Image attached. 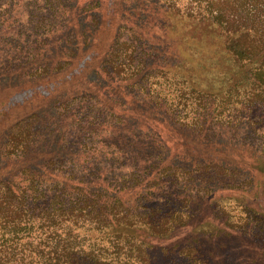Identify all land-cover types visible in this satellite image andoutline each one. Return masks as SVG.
<instances>
[{"label": "rangeland", "instance_id": "obj_1", "mask_svg": "<svg viewBox=\"0 0 264 264\" xmlns=\"http://www.w3.org/2000/svg\"><path fill=\"white\" fill-rule=\"evenodd\" d=\"M206 3L0 0V115L6 112L0 119V211L24 210L32 218L28 237L18 243L0 238V250L10 245L7 264H44L49 255L59 256L55 245L66 237L59 226L69 225L61 224V205L75 209L74 244L98 251L107 247L104 254L121 264L127 257L115 253L110 226L109 237L96 238L94 226L108 224L105 213L141 227L187 222L177 230H189L175 237L194 235L201 240L191 243L202 245L206 235L197 225L216 212L221 220L212 229L224 230L223 222H230L247 233L226 228L232 236L221 239L229 244L222 262L263 263L258 245L264 247V155L257 150H264V113L230 106L220 90L198 91L177 70L183 64L201 71L206 64L208 54L185 42L189 18L211 15ZM103 11L115 19L111 28L100 24ZM93 33L102 41L105 57L88 60L79 73L80 57L88 48H80L83 35ZM49 77L60 80L53 96L37 93L5 109L15 91ZM217 80L208 74L211 86ZM165 125L186 140L173 144ZM207 144L217 147L220 156H199L196 149ZM32 179V195L26 201L27 194H20L14 203L13 194L6 192L12 183L31 186ZM48 229L59 237L47 235ZM122 235L119 243L128 247V231ZM164 249L146 262L191 264L182 249Z\"/></svg>", "mask_w": 264, "mask_h": 264}, {"label": "trees", "instance_id": "obj_2", "mask_svg": "<svg viewBox=\"0 0 264 264\" xmlns=\"http://www.w3.org/2000/svg\"><path fill=\"white\" fill-rule=\"evenodd\" d=\"M108 4L114 3V0H105ZM205 9L208 8L211 15L209 17L204 16L203 18H189V28L190 31L185 37V42L190 46L199 47L207 53L205 63L201 71H196L194 69H189L185 65H180L178 72L182 73L187 79L194 83L193 87L198 91H216L220 90L222 92L223 101H227L230 106H233L234 103L242 106V109L246 112L250 111H259V113H264V0H206ZM108 6V5H107ZM108 10V9H106ZM103 19H101L100 24H106L111 28L114 25L115 19L112 17L110 11H103ZM95 34H84L83 43L80 45V48H86L82 52L80 57L81 72L84 71L86 63L88 60L101 59L105 56V50L99 49L101 42H98L94 39ZM82 41V39H81ZM103 47V44L100 45ZM107 50V48H106ZM104 51V52H103ZM93 52V53H92ZM75 69L73 72H75ZM213 72L215 76L218 77V84L211 86L207 83L208 74ZM68 79L72 78V73L67 77ZM60 80L49 77L45 81H40L29 87H23L18 89L11 95L5 104V109L8 107H14L13 105H18L19 103H25L28 100H31L32 97L41 93L43 96L51 97L53 93L58 89ZM208 84V85H207ZM213 84V82H212ZM211 86L213 89L209 88ZM228 105H225L227 108ZM1 111V110H0ZM252 111V112H253ZM6 112L0 115V119L3 118ZM168 136L174 138L172 141L173 144L182 140H186L184 136H180L179 133H175L169 130L167 126L164 127ZM172 134V135H171ZM200 136H203V133H200ZM204 140H207L208 143L211 141L204 136ZM178 140V141H177ZM197 146V145H195ZM177 146L175 145V148ZM199 147V146H197ZM196 147V148H197ZM217 147L213 148L208 144L205 147H199V150L196 149V152L199 156L203 158H211L214 156H220L215 152ZM264 152V150H262ZM261 150H257V153L264 155ZM255 155V154H254ZM257 157V155H256ZM255 158V157H253ZM27 160V159H26ZM24 160V161H26ZM237 160H243L238 158ZM44 168L48 170L45 166ZM264 172V171H260ZM35 179L30 181L31 186H22L16 182L12 183L10 189L6 192L12 193V200L17 204V200L20 199V194L24 197L27 194V198L30 196L29 190L31 188L35 189V186L31 183ZM66 185V182L63 181ZM23 187V190L22 188ZM69 188L68 186H66ZM32 191V190H31ZM70 194L71 192L68 191ZM32 195V194H31ZM11 196V195H7ZM171 197V195L169 196ZM89 198V197H88ZM206 202L203 201L199 205V212L201 213L205 208ZM202 207V208H201ZM63 216H61V224L69 225H60L59 229L62 234L66 237H61L63 243H56L55 248L58 250L59 256L49 255V259L45 261L44 264H54L51 263L52 259H57L55 264H121L120 259H114L108 257L107 254H104L106 251H109V248L103 247L98 250H94L92 247H83L78 246L73 243L72 236L75 235L74 227L72 225H77V223L71 218L75 214V209L67 205L60 206ZM24 211V210H23ZM0 211V214L5 215L4 220L0 219V238L7 241H15L18 243L21 238L28 237L29 233L32 231V218L28 214V211ZM54 208L48 209V213H52ZM85 212L87 214L91 213L89 211ZM180 212H175L178 215ZM106 217L103 215L104 222L105 218L107 219L108 224L99 223L94 226L97 230L96 238H99L101 235L108 236V229L110 226L113 234V241H111L114 248H116V254L124 258L127 257V260L123 261V264H148L146 262L147 258L152 260L151 254L163 250L168 247L171 250L182 249V252H185L191 264H225L222 262V258L227 260V254L229 251V244L222 243V240L225 236L231 235L228 230H236L238 233L247 234L242 231L239 232L240 227H237L235 224L230 222H223V226H226L223 229L217 227L212 229V225L216 224L217 220H221L216 212L211 213L209 217H203L200 221V224L197 225L199 228H203L201 234L206 235V242L202 245L191 243V241L199 242L201 239L192 237L194 235H187L185 239L176 238V234L180 231H187L189 227L182 229L187 222H183L181 225L172 223H151L150 225L145 224V226H134L130 221L127 222V225L123 224L121 218L115 215H108ZM29 216L25 218V216ZM65 216V217H64ZM187 216V214H185ZM94 217V216H93ZM233 218V217H232ZM87 221V218H86ZM90 222V221H89ZM171 222V223H170ZM71 223V224H70ZM87 224V223H86ZM196 227V226H195ZM195 227L191 231H195ZM228 230H227V229ZM194 229V230H193ZM228 234H227V232ZM128 231V240L132 239V242L127 246L120 245L119 239L124 238L122 234ZM53 232V229H48L46 231L47 235ZM119 232V233H116ZM74 233V234H73ZM191 233V232H190ZM53 237H59L60 233H51ZM72 237V238H71ZM140 239L141 242L136 243L135 239ZM182 241H186L187 244L182 245ZM192 244V245H190ZM30 245H35L33 242ZM8 246L0 250V264H7L9 258ZM46 248H50L51 245L49 242H46L44 245ZM260 248L259 255L263 260L264 264V247L263 244L258 245ZM161 247L160 250H157ZM18 248V245H17ZM90 249V253H86L85 250ZM167 250V249H166ZM4 251L6 253H4ZM52 250L49 251L50 254ZM202 251V252H201ZM223 253L220 258L219 252ZM86 254V255H84ZM88 255V257H87ZM120 257V258H121ZM155 259H153L154 261ZM32 264H37L36 261L32 260ZM125 262V263H124ZM155 264V261H154Z\"/></svg>", "mask_w": 264, "mask_h": 264}]
</instances>
